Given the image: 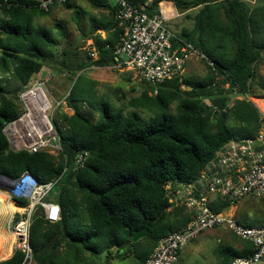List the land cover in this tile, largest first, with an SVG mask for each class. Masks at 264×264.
Instances as JSON below:
<instances>
[{
	"label": "trees",
	"instance_id": "trees-1",
	"mask_svg": "<svg viewBox=\"0 0 264 264\" xmlns=\"http://www.w3.org/2000/svg\"><path fill=\"white\" fill-rule=\"evenodd\" d=\"M87 1L93 8L107 10L109 17L91 23L96 58L93 52H87L85 60L76 52H61L57 72L76 79L64 99L73 113L62 114V124L56 125L62 146L58 161L46 152L12 151L2 132L20 114L18 92L49 65L47 49L55 41L36 20L51 9L42 11L27 1L0 8V71L11 72L19 83L8 90L0 79V175L15 180L29 172L40 183L56 181L46 200L59 206L60 220L49 223L39 211L33 215V264H96L84 261L85 253L95 260L102 254L117 260L132 256L135 264H143L160 238L190 221L183 207L169 201L166 186L194 183L220 148L232 140L254 139L264 123L258 108L245 98L251 96L253 86L264 93V79H255L264 53L259 37L264 9L243 0H126L136 7L147 3L148 15L164 18L168 5L181 13L198 9L192 29L176 36L204 55L208 70L200 80L173 79L163 83L156 96L145 89L130 100V106L151 114L144 118L135 112L128 116L115 112L97 96L94 81L78 80L87 68L114 65L113 51L125 31L114 19L112 1ZM63 6L72 8L71 1ZM85 106L98 112L96 120L86 114ZM82 150L89 156L83 168L74 170ZM0 201L7 203V197L0 193ZM236 202L215 197L209 209L219 213ZM143 229L147 235L133 242L134 234ZM62 246L66 250L58 255ZM224 253L230 264L233 258L250 256L252 246L247 243ZM22 260L17 250L0 264Z\"/></svg>",
	"mask_w": 264,
	"mask_h": 264
},
{
	"label": "built area",
	"instance_id": "built-area-1",
	"mask_svg": "<svg viewBox=\"0 0 264 264\" xmlns=\"http://www.w3.org/2000/svg\"><path fill=\"white\" fill-rule=\"evenodd\" d=\"M25 1L42 11L63 5L66 0H3L0 8L25 5ZM114 5V19L125 31L115 46L113 55L117 70L132 72L139 80L152 87L156 96L158 88L173 79H182L186 62L191 56L200 54L192 44L186 42L167 25L161 15H148L147 3L138 7L126 0H110ZM30 6V5H29ZM96 58V53L91 54ZM213 67V63L209 62ZM49 77L39 76L33 85L18 92L19 116L6 123L2 132L9 148L14 152L30 154L46 152L59 160L62 146L53 119L48 116L51 103L43 90ZM42 96L43 99L42 100ZM66 106V101L56 102L55 108ZM88 151L78 152L74 170L83 168ZM10 192L0 191L10 201L8 233L11 239L9 256L19 250L23 254L21 264H33L30 246V228L33 215L39 211L49 223L60 220V208L46 200L56 181L40 183L29 172L12 180ZM176 188V189H175ZM169 201L184 208L190 221L180 230L160 238L143 264H177L179 253L199 233L225 226L236 237L252 246L248 257L233 258L230 264H264V223L247 226L228 211L219 213L209 209L215 198L238 201L257 198L264 202V123L254 139L232 140L218 150L215 157L203 168L199 178L192 184H168ZM19 200L26 203L20 205Z\"/></svg>",
	"mask_w": 264,
	"mask_h": 264
},
{
	"label": "rangeland",
	"instance_id": "rangeland-1",
	"mask_svg": "<svg viewBox=\"0 0 264 264\" xmlns=\"http://www.w3.org/2000/svg\"><path fill=\"white\" fill-rule=\"evenodd\" d=\"M70 1L72 8H66L63 5L56 6L52 8L46 16L36 20V24L42 26L49 32L50 36L55 41V45L47 49L51 54L49 65L45 66L43 70L32 79L29 87L33 85L34 81L39 76L46 79L49 77L43 90L51 103L52 109L48 113V116L53 119L55 127L56 125L62 124V114L71 115L73 113L67 105H62L58 108H55V106L56 102L66 98L76 79L74 78L71 81V77L68 76L67 73L57 72V68L59 67L58 62H60L62 58L61 52L63 50L76 52L82 60H85L86 53L94 51L90 31L92 20H103L104 17H109L107 10L93 8L87 0ZM249 1L253 2L250 3V5L254 8H258L263 2L261 0ZM197 10L198 9L191 10L182 14L172 4L166 6L163 12L167 14V25L175 34L179 35L184 29H192L193 15ZM96 34H100L102 38L105 37V33L102 31H97ZM259 37L264 41V30L260 32ZM262 56L263 60L256 66V81L264 79V53ZM207 71L206 64L199 55L191 56L185 64L182 78L193 81L200 80L206 76ZM0 79L2 85L8 90L19 86L18 81L11 75V72L4 74L0 71ZM78 80L79 82L87 80L94 81V90L97 96L111 105L115 112H120L124 116H128L133 112L144 118L151 116L145 109L133 107L129 104L130 100L140 96L141 92L145 89L148 91L153 90L149 85L146 84L145 86V84L132 72L117 70L113 67L93 66L81 72ZM182 88L183 90L186 89L185 87ZM250 95V97L245 96V98L252 102L264 116V93L259 91L256 86H253ZM83 110L93 120L97 119L98 112L94 109L85 106ZM9 203L11 202L9 201ZM6 206L10 212L11 208L8 207V203H0V242L3 255H8L10 253L11 239L8 229L9 226L13 225L10 224L11 213L9 214ZM173 206L178 207L175 204H173ZM226 211L236 219L238 218L237 220L241 223L244 222L254 226L259 221H264V203L257 198L239 199L235 205H232ZM247 243L248 242L236 237L227 227L218 226L199 233L187 244L179 253L177 264H227V257L224 252L228 249L239 250L247 245ZM65 250V247L62 246L57 250V254L63 255ZM83 257L84 261H96V264H135V260L132 256H129L127 260H117L107 258L106 254H102L99 260H95L91 255L85 253ZM2 258L3 257L0 255V261L5 260ZM56 264L64 263L58 262Z\"/></svg>",
	"mask_w": 264,
	"mask_h": 264
},
{
	"label": "water",
	"instance_id": "water-1",
	"mask_svg": "<svg viewBox=\"0 0 264 264\" xmlns=\"http://www.w3.org/2000/svg\"><path fill=\"white\" fill-rule=\"evenodd\" d=\"M189 89L191 88L189 87ZM13 187H14V183L12 180H10L6 176L0 175V191L10 192ZM147 233H148L147 229L139 230L138 232L134 234L132 241L137 242L141 238L145 237Z\"/></svg>",
	"mask_w": 264,
	"mask_h": 264
},
{
	"label": "bare ground",
	"instance_id": "bare-ground-1",
	"mask_svg": "<svg viewBox=\"0 0 264 264\" xmlns=\"http://www.w3.org/2000/svg\"><path fill=\"white\" fill-rule=\"evenodd\" d=\"M42 100H44L43 99V96H42ZM257 101V100H256ZM260 102V101H259ZM256 103V102H255ZM260 105V104H259ZM263 105V104H262ZM264 110V109H263ZM0 203H2V204H6V203H4V202H1L0 201ZM8 206H9V208H11V210H14V208H13V205H12V203H9L8 202ZM0 255L3 257L2 259H6L9 255H3V253H2V247H1V242H0Z\"/></svg>",
	"mask_w": 264,
	"mask_h": 264
},
{
	"label": "crops",
	"instance_id": "crops-1",
	"mask_svg": "<svg viewBox=\"0 0 264 264\" xmlns=\"http://www.w3.org/2000/svg\"><path fill=\"white\" fill-rule=\"evenodd\" d=\"M243 1H245V2H249V3H253V2H250L249 0H243ZM261 1H263L260 5H259V8H263L264 9V0H261ZM186 12H188V11H186ZM185 13V12H184ZM183 14V13H182ZM264 203V202H263ZM9 207V206H8ZM6 209H7V206H6ZM8 210V209H7ZM8 212H9V210H8ZM238 219V218H237ZM242 223H244V222H242ZM262 223H264V221L263 222H261V221H259L258 223H256V225H260V224H262ZM244 224H247V223H244ZM253 226V225H252ZM8 258H10V256H8L6 259H8ZM5 259V260H6Z\"/></svg>",
	"mask_w": 264,
	"mask_h": 264
}]
</instances>
